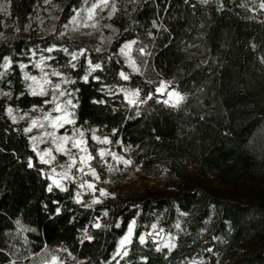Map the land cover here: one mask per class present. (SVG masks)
I'll list each match as a JSON object with an SVG mask.
<instances>
[{"label":"trees","instance_id":"trees-1","mask_svg":"<svg viewBox=\"0 0 264 264\" xmlns=\"http://www.w3.org/2000/svg\"><path fill=\"white\" fill-rule=\"evenodd\" d=\"M95 1L0 0V264H42L49 255L63 264H198L183 256L202 234L210 261L264 264V11L252 13L249 0H113L108 49L80 52L63 30ZM129 40L139 71L124 79L118 49ZM25 73L46 76L45 95L31 94ZM160 78L183 95L178 106L154 93ZM123 88L145 100L130 103ZM67 99L69 127L84 134L101 178L94 130L147 175L172 172L187 185V165L225 187L157 197L110 189L112 197L83 205L73 182L61 188L43 174L25 131ZM7 107L25 116L12 121ZM131 221L126 252L117 254ZM155 226L174 247H157L150 235L141 242Z\"/></svg>","mask_w":264,"mask_h":264},{"label":"rangeland","instance_id":"rangeland-1","mask_svg":"<svg viewBox=\"0 0 264 264\" xmlns=\"http://www.w3.org/2000/svg\"><path fill=\"white\" fill-rule=\"evenodd\" d=\"M99 3L100 0H96L83 11L76 10L70 22L63 30L70 40L77 42L76 50L80 52L87 50L88 46H91L96 51L107 50L114 34L116 33V29L108 22V17L110 16V13H112L113 0H109L107 7L102 6L97 8L93 18L91 20L88 19V10L92 8L94 4ZM261 4H264V0H249V2H247L250 11L255 14L258 11H264ZM132 42L133 41L131 40L125 41L118 49V54L127 68L120 71V76L121 73H123L128 77L130 73H136L139 71L132 52ZM130 43V49L124 48L125 45ZM121 49H124V51L122 52ZM5 65H8V62ZM90 67L93 69L95 65H90ZM4 68L6 67L4 66ZM24 77L36 78L35 81L26 78L27 87L30 92H40L41 87L45 90L48 84L45 83V80L48 81V79L44 74L30 75L25 73ZM157 89L162 90L157 91ZM170 92L179 93L172 81L160 78L154 90L158 99L161 101L169 100L170 102L168 104L172 105L175 102V97H169L168 93ZM122 93L127 101L132 100L135 101L134 103H142L145 100L137 88H123ZM179 94L183 97L181 93ZM57 105H59L60 111L55 110ZM72 107L73 104L69 99L65 101L56 100L54 112L45 114L41 117L32 118L26 127V129L31 128V131L26 132L29 135L31 147L40 161V156L51 150V155H45L44 157L49 163H44L46 167L42 170L43 174L49 178L53 185L57 186L58 184V187L61 188L66 184L73 182L75 186L74 197L76 201H79L83 205L93 206L112 197L113 194L110 192V189H114L124 195H147L157 197L175 195L188 186H198L204 189L225 187L221 181L212 174H210L205 180H198L195 170L187 165L181 166L187 185L179 182L172 172L165 171L159 176L147 175L139 168L131 166L130 163H125V161L129 160L115 153L108 143L102 142L105 138L108 140L107 135L94 130L93 137L98 138L95 140L99 143L97 148L99 162L105 168V175L101 178L95 166L92 164L93 155L88 150L84 134L81 136V131L70 128L69 126L71 123L65 122L67 120L73 121ZM9 109L12 110L11 115L9 114ZM6 111L12 121H18L25 116L24 113L15 111L11 107H7ZM45 117H48V119H45ZM57 117L62 118L58 121L59 124L63 125L62 127L52 126L53 120ZM33 121L37 122L35 127L32 126ZM63 136L71 137L73 140H83L84 143L80 145V148H73L72 142L69 141L64 145L65 151L58 152L56 151V146L61 143L59 138ZM81 148L85 149V151H81ZM101 152H104L103 156L100 155ZM88 156H91V159H86ZM82 159L84 162H82ZM73 160L75 163H73ZM70 164H72V167L69 168L68 166ZM93 170L95 171V176L92 175ZM53 181H56L57 183H53ZM89 184H92L93 187L89 188ZM101 190L104 191V195H101ZM87 195L89 196L88 200L85 199V196ZM103 223V220H98L96 225L99 224L101 226ZM130 227L132 231L129 237V242L133 233L134 221H131L128 224L125 234L118 240L116 247L117 254H124L126 252V247L129 242L121 246V241L128 236ZM160 228L161 227L159 226H155L150 230H154L158 234ZM147 236V232L143 233L140 236V240L143 237L144 241ZM151 237L155 241L157 247L172 248L175 245L174 237L166 231L161 237L158 235H152ZM197 248V251L185 254L183 257L190 262L198 264H228L230 262L229 260H220L218 258L210 261L209 250H211L212 245L209 243V238L205 234L200 236V242ZM53 256L56 255L45 257L42 260V264H45L46 261H50ZM58 260L60 264H63L59 258Z\"/></svg>","mask_w":264,"mask_h":264},{"label":"snow or ice","instance_id":"snow-or-ice-1","mask_svg":"<svg viewBox=\"0 0 264 264\" xmlns=\"http://www.w3.org/2000/svg\"><path fill=\"white\" fill-rule=\"evenodd\" d=\"M186 2H187V0H186ZM108 4H109V0H100V3H99V4H94V5L92 6V8H90V9L88 10V19L91 20V19L93 18L94 14H95V10H96L97 8H100V7H102V6H103V7H107ZM261 7L264 8V4H261ZM115 11H116V6H115V4L113 3V4H112V13H114ZM112 13H110V16H111ZM154 26H155V22H154ZM132 43H135V41H133ZM124 48H129V49H130V48H131V43L125 45ZM121 51L123 52L124 49H121ZM73 59H74V60L76 59V56H75V55L73 56ZM5 67H7V65H5ZM21 67H23V65H22ZM96 67H99V65H96ZM134 70H135V69H134ZM54 74L58 75V73H54ZM121 76H122L124 79H128V77L125 76L123 73H121ZM26 78L31 79V80H33V81L36 80L35 77H26ZM45 83H49V81L45 80ZM56 88L58 89V88H59V85H56ZM161 90H162V89H157V91H161ZM31 94H32V95H45L46 93L44 92L43 88L41 87L40 92L32 91ZM61 95H63V93H61ZM134 95H135V94H134ZM168 95H169V97H175V102L172 104L173 107L178 106L179 103L183 100V97L180 96L179 93H176V92H170V93H168ZM129 102H130V103H134L135 101L130 100ZM169 102H170L169 100H165V101H164L165 104H168ZM55 110H56V111H60L59 105H57V108H56ZM8 111H9V114L11 115V111H12V110L9 109ZM45 119H48V117H45ZM60 119H62V118H61V117H57L55 120H53V122H52V126H53V127H62L63 125L58 123V121H59ZM65 122H67V123H73V121H70V120H67V121H65ZM36 124H37V122H36V121H33L32 126L35 127ZM25 131H31V128L25 129ZM82 135H83V133H81V136H82ZM94 139H98V138L94 137ZM59 140L61 141V143H60V144H57V146H56V151H58V152H64V151H65L64 145L67 144L69 141L72 142V147H73V148H80V145H82V144L84 143L83 140H73V138L68 137V136L60 137ZM54 142H55V141H54ZM102 142H103V143H108L107 138H105V140L102 141ZM80 150H81V151H85V149H83V148H81ZM45 155H49V156H50V155H51V150H49L48 152H46V153H44L43 155L40 156L41 162H43V163H49L48 160H45V158H44ZM100 155L103 156V155H104V152H101ZM86 159H91V156L86 157ZM82 162H84L83 159H82ZM73 163H75L74 160H73ZM125 163H130V161H125ZM28 166H29L30 168L33 167V164H32V162H31V160L29 161ZM68 167H69V168L72 167V164H70ZM92 175H94V176L96 175L94 170L92 171ZM53 183H57V182H56V181H53ZM57 186H59V185L57 184ZM88 187H89V188H92L93 185H92V184H89ZM48 190H49V191L52 190V186H51V185L49 186V189H48ZM104 194H105L104 191L101 190V195H104ZM78 202H79V201H78ZM57 211H59V210H57ZM99 226H100L99 224L96 225V227H99ZM131 231H132V230H131V227H130V228H129V234H128V236H126V237L124 238V240L121 241V246H123L124 244H126V243L129 242V237H130V235H131ZM141 242H143V237L141 238ZM209 251H210V250H209ZM13 264H14V262H13ZM45 264H60V262H59V260H58V257L53 256V257H51V260H50V261H46Z\"/></svg>","mask_w":264,"mask_h":264},{"label":"water","instance_id":"water-1","mask_svg":"<svg viewBox=\"0 0 264 264\" xmlns=\"http://www.w3.org/2000/svg\"><path fill=\"white\" fill-rule=\"evenodd\" d=\"M164 233H165L164 228H160L159 231H158V234L154 230H148L147 231V234L150 235V236H152V235H158L159 237H161ZM195 260H197V259H195Z\"/></svg>","mask_w":264,"mask_h":264}]
</instances>
